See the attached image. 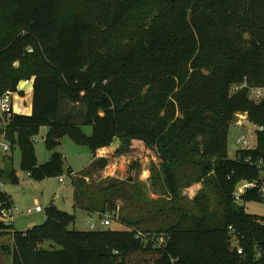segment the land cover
<instances>
[{"label":"trees","instance_id":"16d2710c","mask_svg":"<svg viewBox=\"0 0 264 264\" xmlns=\"http://www.w3.org/2000/svg\"><path fill=\"white\" fill-rule=\"evenodd\" d=\"M32 79L33 113L8 128L22 170L37 181L71 176L75 210L102 216L130 199L141 212L113 216L123 229L78 231L73 215L52 206L45 223L19 231L2 219L14 201L0 190L12 264H264V217L246 206L264 203V96L251 97L264 88V0H0L1 88L26 80L30 89ZM238 114L259 130L256 147L232 159ZM44 126L54 152L41 164L34 137ZM65 135L94 154L78 174L54 150ZM142 147L160 199H144L139 159L126 179L93 181L109 154ZM7 179L19 181L0 168ZM244 182L257 186L237 200Z\"/></svg>","mask_w":264,"mask_h":264},{"label":"rangeland","instance_id":"374dc122","mask_svg":"<svg viewBox=\"0 0 264 264\" xmlns=\"http://www.w3.org/2000/svg\"><path fill=\"white\" fill-rule=\"evenodd\" d=\"M31 48V46H28ZM29 48V49H30ZM28 49V51H29ZM15 65L20 66V61H17ZM18 66V67H19ZM25 81V80H24ZM19 84V88H22V82ZM24 88V87H23ZM83 131L87 135H92L93 127L85 125L82 127ZM259 127L249 120L247 115L238 114L235 121L231 124L229 134V157L236 158V153L239 149L246 148V146L240 141L247 139L252 146L257 145V131ZM50 131V127L44 126L40 129L38 135L34 137L35 146L39 163H46L52 153L46 145V135ZM141 147V146H140ZM143 149V150H142ZM137 148L132 154L125 157L108 155L109 163L107 167L95 174L94 180L100 181L107 178H120L126 179L131 176V166L133 161H142V169L139 168L136 179L144 192V199L147 201H153L160 199L161 195L155 190L150 179L152 155L149 150L143 147ZM60 151L65 157V168H72L75 173L81 172L87 168L93 161L94 154L88 146L80 145L73 140L70 135H65L59 144L54 149ZM0 155V168L1 169H14L19 178L18 183H13L11 180H0L5 184L3 191L10 194L14 200L15 207L11 212L14 213V226L19 231H26L34 228L37 225H41L47 221L48 210L50 207L55 206L62 211H66L75 217V221L71 223L70 228L78 231H90L92 229V223L96 224L94 230H118L123 229V225L112 219L111 223L107 226L101 224L100 215H90L86 211L81 209H74V189L72 185V177L65 174L63 178L66 185H63L59 177L47 178L42 181L32 179L29 174L22 170L21 167V150L17 144L14 152L8 151ZM149 155L151 157H149ZM61 178V177H60ZM88 181H90L88 179ZM198 189H201V185L194 186L186 190L187 198L191 199ZM141 203V202H139ZM141 205V204H140ZM41 206L42 212H37L36 207ZM248 211L251 214L264 217V203L262 202H250L246 204ZM140 206H135L130 199H120L117 209V213H113V216H120L122 213H126L128 216H133L139 212ZM29 210L32 212L29 213ZM12 234L0 235V264H12V258L8 250H12ZM5 245L9 249L4 250L2 247ZM46 248H49V244H45ZM146 264L141 261V264Z\"/></svg>","mask_w":264,"mask_h":264},{"label":"built area","instance_id":"2783aa9c","mask_svg":"<svg viewBox=\"0 0 264 264\" xmlns=\"http://www.w3.org/2000/svg\"><path fill=\"white\" fill-rule=\"evenodd\" d=\"M29 52H33V49L30 48ZM242 87H248L247 84H244L242 86L236 85L233 87V91H238ZM19 87L17 91H11L6 90L3 91L0 85V155H3L2 153H7L8 151L12 150L11 144L8 140V128L10 124L12 123L14 117L16 114H19L16 107H15V95L18 93ZM264 96V88H251V97L255 100H260ZM260 130H263L261 127ZM246 148L244 149H253L255 148L250 144V142L247 139L240 140ZM62 182H64V178H60ZM257 184L255 182H244L241 186H239V189L235 192V197L237 200H240L241 195L246 192L248 188H255ZM5 187V184L0 181V190H3ZM264 193V189H263ZM1 206V205H0ZM18 209V207H14L11 210L1 209V215L2 219L5 221L6 224H14V213L11 212L12 210ZM37 212H41L42 208L41 206L36 207L35 209ZM32 212V210H29V213ZM113 219V213L107 212L101 216V224L102 225H109ZM92 229H96V224L94 223V218L92 219ZM165 239L163 237L160 238V241L158 242V246L163 244ZM239 253H243V248L239 247Z\"/></svg>","mask_w":264,"mask_h":264},{"label":"crops","instance_id":"0c3cea01","mask_svg":"<svg viewBox=\"0 0 264 264\" xmlns=\"http://www.w3.org/2000/svg\"><path fill=\"white\" fill-rule=\"evenodd\" d=\"M27 82L31 83L32 87L30 89L29 88H23V87L19 88L18 93L15 95V107H16L18 113L22 114V115H31L33 113L34 79L27 80ZM78 173H75V174H78ZM60 181H61V179H60ZM61 183L63 185H66V181L65 182L61 181ZM93 215H98V214L96 213Z\"/></svg>","mask_w":264,"mask_h":264}]
</instances>
